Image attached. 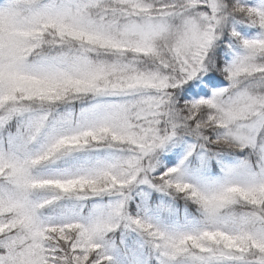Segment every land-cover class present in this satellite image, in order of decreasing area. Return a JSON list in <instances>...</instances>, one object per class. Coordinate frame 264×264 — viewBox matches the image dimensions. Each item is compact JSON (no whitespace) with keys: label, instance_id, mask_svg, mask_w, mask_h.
I'll return each instance as SVG.
<instances>
[{"label":"snow or ice","instance_id":"snow-or-ice-1","mask_svg":"<svg viewBox=\"0 0 264 264\" xmlns=\"http://www.w3.org/2000/svg\"><path fill=\"white\" fill-rule=\"evenodd\" d=\"M0 264H264V0H0Z\"/></svg>","mask_w":264,"mask_h":264}]
</instances>
